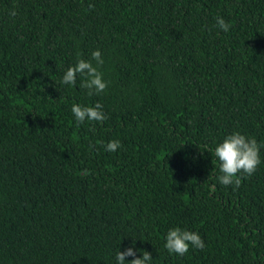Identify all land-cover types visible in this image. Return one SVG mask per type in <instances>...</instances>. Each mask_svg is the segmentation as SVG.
<instances>
[{"label":"trees","instance_id":"obj_1","mask_svg":"<svg viewBox=\"0 0 264 264\" xmlns=\"http://www.w3.org/2000/svg\"><path fill=\"white\" fill-rule=\"evenodd\" d=\"M94 49L105 90L61 83ZM234 130L261 145L236 187L205 150ZM176 225L204 247L169 254ZM132 238L153 264H264V0H0V264H114Z\"/></svg>","mask_w":264,"mask_h":264},{"label":"clouds","instance_id":"obj_2","mask_svg":"<svg viewBox=\"0 0 264 264\" xmlns=\"http://www.w3.org/2000/svg\"><path fill=\"white\" fill-rule=\"evenodd\" d=\"M9 15L15 16V9L10 10ZM216 24L224 32L229 30L230 25L221 16L216 17ZM90 56L91 59L78 56L76 62L68 65L61 76V83L70 86L76 84L78 76L81 77L80 86L87 90L89 96L100 94L107 87V81L100 70V66L104 63L101 51L94 49ZM70 111L78 124L86 121L103 122L107 119L99 101L90 105L73 103ZM119 146V139H112L105 144V150L112 152ZM260 147L254 136L239 130L225 134L211 149L206 147L205 150L211 151L218 160V172L215 179L221 185L239 186L241 174L251 175L261 163ZM210 188L214 190L215 184L210 185ZM190 247H204V240L198 231L179 225L170 227L166 231L164 248L169 254L183 255ZM137 252L140 254L137 255ZM128 257L131 259H127ZM114 264H153V256L147 250L138 249L135 238H132L122 249L118 247L115 251Z\"/></svg>","mask_w":264,"mask_h":264}]
</instances>
